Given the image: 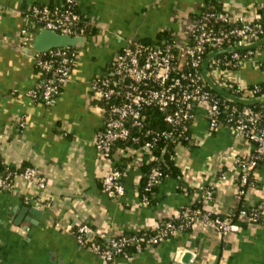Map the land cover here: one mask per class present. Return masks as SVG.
<instances>
[{
  "label": "crops",
  "instance_id": "crops-1",
  "mask_svg": "<svg viewBox=\"0 0 264 264\" xmlns=\"http://www.w3.org/2000/svg\"><path fill=\"white\" fill-rule=\"evenodd\" d=\"M60 1L0 0V156L11 167L34 166L46 177L45 187L17 177L12 189H0V264H106L78 243L70 226L88 220L106 236L150 228L164 214L197 202L209 185L215 187V197L207 206L236 219L242 200L236 195L235 155L248 153L250 143L227 125L210 130L202 109L191 126L194 140L180 148L176 159L182 175L167 176L148 205L138 203V192L149 155L135 158L116 147L113 158H104L94 143L104 113L91 79L109 68L128 37L154 41L162 29L186 33L187 19L205 0H79L91 30L78 47L70 79L48 104L27 94L41 73L22 45L21 30L31 26L33 4ZM219 1L250 17L264 5V0ZM262 41L257 48L262 64L244 62L237 71L240 80L264 83ZM112 163L124 170L126 190L119 197L102 187ZM222 171H229L226 178ZM256 176L257 184L248 188L244 200L262 204L258 221L237 220L238 229L222 235L211 222L200 220L132 258L120 257L118 264H182L185 251L194 253L189 264H264V161ZM25 206L42 212L29 209L19 218Z\"/></svg>",
  "mask_w": 264,
  "mask_h": 264
},
{
  "label": "built area",
  "instance_id": "built-area-1",
  "mask_svg": "<svg viewBox=\"0 0 264 264\" xmlns=\"http://www.w3.org/2000/svg\"><path fill=\"white\" fill-rule=\"evenodd\" d=\"M78 1L33 4L28 12L32 23L22 28L21 36L22 45L30 49L41 73L38 82L27 90L35 100L48 104L56 100L70 79L79 52L78 47L71 45L34 50V35L39 28L47 27L85 37L88 21L83 19ZM193 12L197 15L187 19L189 27L183 41L176 37L154 41L128 37L114 54L109 68L91 79L92 94L100 101L104 113V125L94 139L95 147L104 158H113L117 147L123 155L139 158L147 153L148 161L159 162L164 160L163 154L156 152L159 141L172 139L176 160L180 148L194 140L191 126L198 110L202 109L210 130L227 125L235 135L250 143L248 153L235 155L236 195L245 199L248 188L257 184L256 170L264 160V103L239 106L229 100L264 99L260 83L244 82L237 72L246 61L262 64L257 58V48L252 45L264 38V21L259 10L254 17L225 7L222 12L200 8ZM220 21L229 26L220 27ZM212 88L224 93L225 99ZM151 110L161 112L168 127L151 126ZM20 124L25 126L26 121L23 119ZM167 146L165 143L161 151ZM228 172L222 171L220 176L226 178ZM123 175L124 170L112 163L102 177L103 189L111 196L124 195ZM17 177L46 186L45 175L27 165L0 173V189H12ZM161 177V167L152 166L146 187L148 193L138 192L140 205L151 203L155 195L152 185L161 181ZM214 197L215 187L209 185L203 188L198 204L194 202L175 213H166L152 227L139 232L106 236L88 220L70 226V230L82 247L92 250L106 264H118L120 257L132 258L200 220L211 222L226 235L238 229L237 220L261 218L262 204L248 205L245 200L236 219L224 217L207 206L206 202Z\"/></svg>",
  "mask_w": 264,
  "mask_h": 264
},
{
  "label": "trees",
  "instance_id": "trees-1",
  "mask_svg": "<svg viewBox=\"0 0 264 264\" xmlns=\"http://www.w3.org/2000/svg\"><path fill=\"white\" fill-rule=\"evenodd\" d=\"M200 10L203 11H208V10H214L216 12H222L224 11V6L223 4L219 1V0H205V3L200 7ZM259 12L261 13V20L264 21V5L259 8ZM197 13L196 12H192L191 16L194 17L196 16ZM83 19H85L86 21H88L87 26L85 27V34H88L91 30V21L85 17L82 14ZM218 25L222 28H226L229 26L228 23L225 22H218ZM38 31V30H37ZM171 37H176L173 34H171L170 32L166 31L165 29H162L159 33H158V40L159 39H166V38H171ZM263 39V38H262ZM262 39L256 43H254L252 45V47L254 48H258L260 43L263 42ZM147 40V39H144ZM152 41V40H149ZM39 70V68H37ZM254 83V82H253ZM260 85L263 87V91H264V83L263 82H259ZM212 90L218 92V94L225 99V94L221 93L220 90L216 89V88H212ZM42 101V100H41ZM229 101H234L236 102L239 106L245 105V104H249V105H254V106H259L261 103H264V99H255V100H249V101H245L242 99H234V100H229ZM150 124L151 126H154L156 128H165L168 127V124L164 121L163 119V114L157 110H151L150 111ZM186 142H188V140H186ZM165 143H168V146L166 147L165 151H161V148L163 147V145ZM175 151V140L169 139L168 142H166V140H160L157 147H156V152L158 154H163L164 160L163 161H148L145 162L143 165V171H144V178L143 181L140 185V192L141 193H148V190L146 189L147 187V183L149 180V172L152 168V166L154 165H159L162 169V179L161 181L156 182L154 185H152V190L154 192H156L157 187L159 186V184L167 177V176H178V175H182L181 169L179 168L176 160L173 157ZM264 161V160H263ZM119 168H121L119 165H117ZM11 169L10 166H8L1 158L0 156V173H7V171ZM122 169V168H121ZM154 196L151 199V202L153 201ZM242 200V205L244 203V198H240ZM196 204H198L199 202H195ZM242 205L240 206V208L242 207ZM240 208L238 209V211L240 210ZM238 211L235 213V216L237 215ZM190 228V227H187ZM134 232H139V231H134ZM134 232H130V233H134Z\"/></svg>",
  "mask_w": 264,
  "mask_h": 264
},
{
  "label": "water",
  "instance_id": "water-1",
  "mask_svg": "<svg viewBox=\"0 0 264 264\" xmlns=\"http://www.w3.org/2000/svg\"><path fill=\"white\" fill-rule=\"evenodd\" d=\"M85 41L84 36L79 35H71L69 33L58 32L54 29H50L47 27L39 28L38 31L34 35L33 39V49L34 50H47L54 46H81ZM31 210L35 213L41 214L42 210L34 207L25 206L19 213V218L24 216V213L27 210ZM28 218V217H27ZM35 222V220H32ZM194 253L191 251H185L182 255L181 262L182 264H189L193 260Z\"/></svg>",
  "mask_w": 264,
  "mask_h": 264
},
{
  "label": "rangeland",
  "instance_id": "rangeland-1",
  "mask_svg": "<svg viewBox=\"0 0 264 264\" xmlns=\"http://www.w3.org/2000/svg\"><path fill=\"white\" fill-rule=\"evenodd\" d=\"M186 26H187V28L189 27V25L186 23ZM187 28H186V32H187ZM182 33V32H181ZM181 33L180 34H176V33H174L173 35L174 36H176V35H179V36H176V37H179L178 39L179 40H182L183 38H184V36H185V32L181 35ZM181 36V37H180Z\"/></svg>",
  "mask_w": 264,
  "mask_h": 264
}]
</instances>
